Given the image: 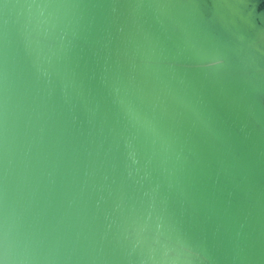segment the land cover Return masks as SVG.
<instances>
[{"label": "water", "instance_id": "95a60500", "mask_svg": "<svg viewBox=\"0 0 264 264\" xmlns=\"http://www.w3.org/2000/svg\"><path fill=\"white\" fill-rule=\"evenodd\" d=\"M5 249L264 264V0H0Z\"/></svg>", "mask_w": 264, "mask_h": 264}, {"label": "clouds", "instance_id": "9594fccd", "mask_svg": "<svg viewBox=\"0 0 264 264\" xmlns=\"http://www.w3.org/2000/svg\"><path fill=\"white\" fill-rule=\"evenodd\" d=\"M209 55V60L210 62H212L213 60V54H208ZM0 264H8V260H7V250L5 249V258L4 259H0Z\"/></svg>", "mask_w": 264, "mask_h": 264}, {"label": "snow or ice", "instance_id": "6c2138e0", "mask_svg": "<svg viewBox=\"0 0 264 264\" xmlns=\"http://www.w3.org/2000/svg\"><path fill=\"white\" fill-rule=\"evenodd\" d=\"M212 64H221L222 63V60H220L219 58H213Z\"/></svg>", "mask_w": 264, "mask_h": 264}]
</instances>
